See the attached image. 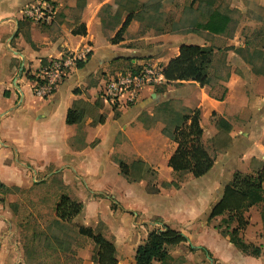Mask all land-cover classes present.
<instances>
[{"label":"crops","instance_id":"0c3cea01","mask_svg":"<svg viewBox=\"0 0 264 264\" xmlns=\"http://www.w3.org/2000/svg\"><path fill=\"white\" fill-rule=\"evenodd\" d=\"M148 1L153 0H0V183L27 190L40 177L59 176L68 197L83 205L74 222L113 243L118 264H135L137 248L159 224L186 238L169 252L184 264H264L261 206L245 213L249 225L241 232L247 244L261 249L258 257L221 235L215 228L221 218L210 220L236 173L257 176L264 169V0H257L261 17L253 0H232L229 12H222L230 23L220 35L201 28L157 32L153 27L142 34L143 13H162L163 4H173L159 0V10L143 12ZM44 3L55 8L48 20L27 16ZM206 3L207 21L217 8ZM233 11L239 16L233 18ZM103 14L119 23L106 27ZM128 16L123 40L113 44ZM183 45L213 50L208 85L164 82L144 90L135 104L117 109L102 100V86L111 74L130 70V63L135 69L146 63L164 68ZM69 53L83 66H72L50 97H36L30 77L43 62ZM172 102L199 111L203 144L216 152L209 173L198 179L187 174L179 189L168 186L174 176L169 160L178 145L163 134L166 124L158 119ZM75 104L83 120L68 125ZM213 114L231 130L219 129ZM138 160L155 172L158 193L148 191L146 170L138 182L121 174L118 161L130 166ZM16 199L9 196L10 203ZM13 216L9 209L7 218L8 209L0 205V264H24ZM96 250L89 239L75 259L97 264Z\"/></svg>","mask_w":264,"mask_h":264},{"label":"trees","instance_id":"16d2710c","mask_svg":"<svg viewBox=\"0 0 264 264\" xmlns=\"http://www.w3.org/2000/svg\"><path fill=\"white\" fill-rule=\"evenodd\" d=\"M161 3L155 4L153 9L159 10ZM143 7H146L144 5ZM132 17L128 16L123 23L121 29L111 40L113 44L122 41V36L127 29ZM230 18L228 15L220 11H213L208 15L205 23L198 27L210 33L220 35L225 33ZM90 54L88 55V58ZM214 52L211 48L200 47L197 45H183L180 48L179 55L172 59L162 70L165 82L167 84L196 82L202 87L210 83L209 70L213 62ZM130 63V61H128ZM42 63V66L46 65ZM83 66L82 62H77V68ZM130 71L137 72L130 63ZM30 80L35 78L30 77ZM83 111L73 106L67 114V124L77 125L83 120ZM213 121L219 129L227 132L231 130L230 125L224 120L217 118L213 114ZM177 124L173 131L167 127L163 129V134L170 140L175 142L177 150L169 160V167L173 170L175 176L183 177L192 174L196 179L205 176L212 169L216 159V152L210 147L203 144V130L200 126L199 111L193 112V116L185 115L177 119ZM99 123H103L100 119ZM94 146V144H93ZM121 174L129 182H138L143 180V171L146 170L152 176V184L155 179V172L146 168L141 160L135 161L133 164L126 165L122 161H118ZM264 169L257 175H243L236 173L228 186H226L222 199L214 206L210 220L216 218L224 219L228 215L227 232L220 231V226L215 228L219 230L222 236L227 238L237 249L245 254L258 257L261 255V249L253 244H247L241 236V232L248 226L249 222L245 217V213L253 206H261V220L263 224L264 236ZM175 189L180 188V184L172 183ZM0 187L8 192L11 188L0 183ZM13 189V188H12ZM17 189V188H15ZM151 193H158V188L153 184L149 190ZM83 211V205L68 196H61L56 206L54 226L61 229H67L62 223L72 224ZM159 220L157 219V222ZM232 225H236L232 228ZM78 235L90 239L96 246L95 262L97 264H118L116 258V249L113 243L106 240L101 234H94L89 228L76 226ZM186 242V238L178 231L167 226L153 230L149 233L146 242L140 245L136 250L135 264H170L174 259L170 255V249ZM205 252V251H204ZM80 262V261H77Z\"/></svg>","mask_w":264,"mask_h":264},{"label":"rangeland","instance_id":"374dc122","mask_svg":"<svg viewBox=\"0 0 264 264\" xmlns=\"http://www.w3.org/2000/svg\"><path fill=\"white\" fill-rule=\"evenodd\" d=\"M159 0L148 1L147 7L143 8L152 11L155 4ZM196 1V2H194ZM212 1V8H217L223 13L229 12V5L232 0H173L172 5H162V13H143L142 34L146 29L154 28L157 32L161 31H193L198 30V26L203 24L205 12L208 10L207 3ZM206 4H205V3ZM255 7L254 12L257 16L263 15V9L259 7L257 0H253ZM133 5L126 4L125 7ZM142 8V7H141ZM189 11V12H187ZM231 14V13H230ZM233 18L239 16V12L233 11ZM103 20L106 27L119 23L116 18H106L103 14ZM198 110H189L182 106L181 102H172L164 111L159 114L158 119L164 121L170 131L174 130L177 124V119L180 116L190 115ZM209 146L213 151L214 146ZM149 177V176H148ZM40 177L39 183H35L31 189H11L9 192L0 187V205L13 212V222L15 231V241L20 243L23 250L24 264H81L77 262L75 256L78 250L85 246L89 241L88 238L79 236L76 226H80L74 222L68 224L63 222L62 225L67 229H61L54 226L56 217V206L60 201L61 196H68L67 190L59 176L49 178ZM186 175L183 177L173 176L168 186L173 187L172 183H183ZM147 189H151V176L147 178ZM174 188V187H173ZM9 196L17 198L14 203L9 202ZM76 219V218H75ZM228 215L224 216L215 223V226H220V231L227 232ZM249 222V219H247ZM157 222V219L154 220ZM159 222V221H158ZM157 222V223H158ZM249 225V224H248ZM236 225H232L234 228ZM161 224L158 225L160 229ZM9 230V228H8ZM182 258L174 259L170 264H184Z\"/></svg>","mask_w":264,"mask_h":264},{"label":"built area","instance_id":"2783aa9c","mask_svg":"<svg viewBox=\"0 0 264 264\" xmlns=\"http://www.w3.org/2000/svg\"><path fill=\"white\" fill-rule=\"evenodd\" d=\"M55 13L50 4H38L32 7L27 16L43 22ZM78 59L69 53L62 58L52 60L44 65L35 77L34 94L36 97L48 98L69 77L72 66L77 67ZM163 68L153 63L139 66L137 72L130 70L117 71L105 80L101 89V98L114 108L127 107L135 104L142 92L147 88H155L165 82Z\"/></svg>","mask_w":264,"mask_h":264}]
</instances>
